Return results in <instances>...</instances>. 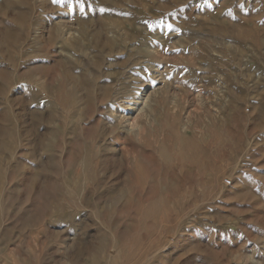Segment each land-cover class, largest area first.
<instances>
[{"label": "rangeland", "instance_id": "1", "mask_svg": "<svg viewBox=\"0 0 264 264\" xmlns=\"http://www.w3.org/2000/svg\"><path fill=\"white\" fill-rule=\"evenodd\" d=\"M82 3L0 0V264H264V0Z\"/></svg>", "mask_w": 264, "mask_h": 264}, {"label": "snow or ice", "instance_id": "2", "mask_svg": "<svg viewBox=\"0 0 264 264\" xmlns=\"http://www.w3.org/2000/svg\"><path fill=\"white\" fill-rule=\"evenodd\" d=\"M56 2L59 3V2H61V0H56ZM78 3H79V6H80L81 11H83L84 5L82 3V0H78Z\"/></svg>", "mask_w": 264, "mask_h": 264}, {"label": "bare ground", "instance_id": "3", "mask_svg": "<svg viewBox=\"0 0 264 264\" xmlns=\"http://www.w3.org/2000/svg\"><path fill=\"white\" fill-rule=\"evenodd\" d=\"M135 127H136V126H135ZM135 127H134V128H135ZM137 127H138V126H137ZM136 129H137V128H136ZM129 130H130V128H129ZM174 179H176V178H174Z\"/></svg>", "mask_w": 264, "mask_h": 264}]
</instances>
